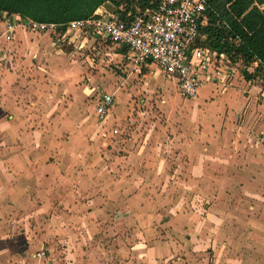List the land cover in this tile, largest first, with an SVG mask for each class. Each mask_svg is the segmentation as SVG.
I'll return each instance as SVG.
<instances>
[{
  "label": "rangeland",
  "instance_id": "obj_1",
  "mask_svg": "<svg viewBox=\"0 0 264 264\" xmlns=\"http://www.w3.org/2000/svg\"><path fill=\"white\" fill-rule=\"evenodd\" d=\"M26 34L17 60L8 69L0 65V99L4 89L11 88L9 93L5 92L7 98L17 97V102L31 112L43 109V120H49L48 113L57 108L71 107L75 111L70 113L72 126L59 131V144L46 151L57 154L59 147L64 160L69 157L62 163L63 169L71 180L76 178L67 194L55 195L53 200L49 197L51 205L40 211H25L26 219L13 225L12 234L8 231L4 236L3 239L14 241L6 246L24 257L29 254L28 245L36 255L43 251L44 264H80L75 256L86 251L88 258L98 264L100 235L105 230L109 239L113 232L108 225L113 226L115 216L128 217L135 212L137 224L132 228L140 233L137 235L149 231L154 240L164 237L171 245V257L174 252L180 255L179 252L188 251L191 257L205 258L208 264H240L238 258L231 262L223 256L227 251V226L220 217L225 216L216 217L212 203L216 199L213 192L219 185L216 189L225 191L220 205L226 210L228 187L245 182L242 172L248 164L247 156L251 160L263 159L264 165V102L260 96L248 97L250 93L233 81L241 80L238 72L242 63H226L230 76L225 84L215 86L204 97L212 87L205 83L208 88L200 86L197 96L191 98L179 93L173 81L154 65L143 66L137 72L115 54V49L101 46L80 32L71 31L59 40L55 35L48 38L29 28ZM39 46L47 49L41 53ZM54 70H58L56 77H52ZM5 76L8 79L3 80ZM40 77L43 81L38 84ZM44 85L52 89L48 91ZM53 85L72 86L73 90H62L60 95ZM12 89H19L21 96ZM104 91L113 93V107L107 117H98L95 101ZM232 92L236 94L230 100V113L223 96ZM218 98L226 100L224 107ZM119 106L124 107L121 115L114 112ZM196 143L201 148L199 160L191 149ZM129 158L133 162L140 159L139 183L151 187V191L134 198L140 206L133 211L126 209L133 195L121 191L130 180V168L136 169ZM212 175L222 177L216 181L217 177ZM67 201L74 206L67 207ZM103 207L107 209L101 210ZM238 207L243 214L241 204ZM104 219L108 221L105 223ZM146 221L149 223L145 224ZM113 228L126 233L128 227ZM194 231H199V237ZM5 243L4 240L1 249L6 247ZM240 244L243 250L257 252L253 243ZM252 259L264 264V258L248 260ZM35 262L27 259L20 264ZM177 264L185 263L180 259Z\"/></svg>",
  "mask_w": 264,
  "mask_h": 264
},
{
  "label": "crops",
  "instance_id": "obj_2",
  "mask_svg": "<svg viewBox=\"0 0 264 264\" xmlns=\"http://www.w3.org/2000/svg\"><path fill=\"white\" fill-rule=\"evenodd\" d=\"M26 35L25 26H16L11 41L4 42V53L0 55V65H2L4 69L10 68L13 61L17 60L16 56L18 50L24 48L22 43L27 39ZM44 36L48 38L52 37L49 33H44ZM51 45H55L54 41H51ZM46 47L47 46H45L44 49H47ZM44 49L42 46L38 47L41 53H43ZM229 61L232 62L230 59ZM255 65L256 63L248 69H253ZM54 72L55 73H52V77L57 76L58 70H54ZM238 74L239 76L241 75L240 72H238ZM6 78L8 79V76L3 77V80ZM240 78L241 80L239 81L233 80L236 82V85L243 87L245 91L247 90V92L250 93L248 97L251 95L252 97L260 96L264 102V81L258 78L254 80H245L242 75ZM22 80L24 79L21 78L19 81L21 82ZM42 81L43 77H40L38 84ZM66 82H68V80H66ZM173 83L176 87L174 81ZM223 84L225 83H211L210 85H212V87L210 92H207L204 97L211 94L215 86ZM54 86L55 85H53V90H57L59 94L62 90H65V92L73 90L72 86ZM44 87L47 88L48 91L52 89L51 86L48 87L44 85ZM108 88L110 89L111 87ZM202 88L208 87L203 84ZM8 90L11 91V88L4 89V96L0 99V245L2 247L4 240L6 241L4 246L13 244L14 241H11L12 239L3 238H5L4 236L7 235L8 231L9 234L13 233L15 230L12 229L13 225L15 226L17 223L23 222L26 219V217L23 216L25 215V211L36 209L40 211V209L46 205H51L53 202L49 200V197L52 196L50 199L53 200L55 195L67 194L71 190L70 188H72L76 178L73 176L71 180V178L68 177L69 173L67 170L63 169L62 163L66 162L69 157L64 160L62 156L63 153H61L62 155L59 153V147L57 154L52 155L46 151V149L52 148L54 144H59V131L65 128L68 129L72 126L70 113L73 114L75 111L70 110L71 107L66 109L57 108V111H50L48 113L51 116L49 120H43V109L31 112L25 105L20 104L19 101L17 102V97L14 96V100L7 98L8 96L5 95V92L9 93ZM12 91L14 90L12 89ZM14 92L21 96V91L19 92V89H16ZM53 94H56L55 97H57V92L54 91ZM109 94L113 97V93ZM235 94L236 93L232 92L223 96V98L227 100L230 113L232 112L230 105H233L230 100L233 98L232 95ZM196 96L197 94L194 97ZM218 99L222 100L220 103H222V107H224L226 100L221 98ZM112 107L113 105L110 106L105 117L111 113ZM123 108V106H119L114 112L117 115H121V113L124 112ZM212 139L215 141L213 136ZM194 145L195 147L191 149L195 150L193 155L196 160H199L201 148L199 145L197 146V143ZM43 146H45V148H43ZM63 149L66 150L65 145ZM73 158L74 157L70 159L73 161ZM131 158H134V154L131 155ZM131 158L128 160L131 163H135L134 166H136V169L134 167L130 168L132 171L130 177H128L130 180L126 182L121 191L133 195L130 196L128 200L129 203L126 206V209L133 211L140 206L137 205L138 199L136 203L134 198L141 192L146 193L151 191V187L148 183H139L138 178L140 177V167H142V164L140 166V159L138 161L136 159L135 162H133L134 159ZM253 160L249 159L247 156L248 164L243 167L242 172V176L245 178L244 184L238 187H235V185L228 187L226 195L229 201L227 199L226 210L220 205L225 191L220 188L216 189L219 186L216 185L215 191L213 192L214 197H216V202L214 201L212 203V208L215 211L214 215L216 217L225 216L222 218L220 217V219L225 220L227 226L225 242L227 251L223 253V256L231 262H234V259L238 258L240 259V264H263L260 260L248 259L251 257L254 259L264 258V191L262 190L264 189V183H262V179L264 181V165L262 164L263 159L261 158H253ZM142 163L144 162L142 161ZM212 168H214V166ZM123 169L120 168V170ZM219 172H221V169H219ZM213 177L214 179L217 177V181L218 177L222 176L214 175ZM226 178L228 181L229 177ZM241 194L243 195L242 198L240 197ZM67 196H69V194ZM230 196H232L233 201ZM65 204H67V207H69L70 204L74 206V203L69 201L65 202ZM240 204L242 206L241 210L244 211L243 214L238 212V206ZM106 209L107 207H103L101 210ZM134 215L137 214L132 212L128 217L115 216L112 222L114 227H128L126 233L119 232L110 224L108 227L111 228L113 233L112 235H108L109 239H106L105 230L103 231L104 234L100 235V244L96 251L99 257L98 264H109L108 260L111 261V264H177L180 259H182L185 264H208L205 258L200 259L199 257H191L188 251L179 252L180 255L174 252L172 257L175 259L171 260V245L165 241L164 237L163 239L154 240L149 231H144L141 235H137L140 233H136L132 228L134 224H137L136 219L133 217ZM141 220L143 221L144 218ZM107 221L108 220H105V223ZM148 223L149 222L146 221L145 224ZM190 223L191 221L187 224ZM99 225L101 224L99 223ZM102 226L104 225L102 224ZM198 232L199 231H194L195 235L199 237ZM140 238L142 241H140ZM218 238L220 239L221 237ZM26 242L28 241H25V243ZM241 242L253 243V247L257 252L254 250L249 252L241 249ZM26 248V252L29 251V254L24 257L19 254L18 251L13 253L7 246L4 249L0 247V264H20L27 259H29V262L36 260L34 264H44L45 255L43 251L41 253L38 252L37 256L32 253L30 245L26 246ZM83 252L75 256L77 260L81 261L80 264H96L93 260L88 258L89 254L86 251ZM89 253L95 254V252L91 253V251H89ZM246 256L250 258L244 259ZM51 264H54V262ZM68 264L75 263L73 261L68 262Z\"/></svg>",
  "mask_w": 264,
  "mask_h": 264
},
{
  "label": "built area",
  "instance_id": "obj_3",
  "mask_svg": "<svg viewBox=\"0 0 264 264\" xmlns=\"http://www.w3.org/2000/svg\"><path fill=\"white\" fill-rule=\"evenodd\" d=\"M207 23L205 0H148L144 6L127 8L106 1L86 18L66 23L38 22L18 13L0 10V55L11 41L16 26L36 33H49L59 40L71 31L89 36L101 46L115 49L133 70L154 65L173 80L185 97H194L205 83H225L229 58L201 44V28ZM113 97L100 93L95 113L103 117Z\"/></svg>",
  "mask_w": 264,
  "mask_h": 264
},
{
  "label": "trees",
  "instance_id": "obj_4",
  "mask_svg": "<svg viewBox=\"0 0 264 264\" xmlns=\"http://www.w3.org/2000/svg\"><path fill=\"white\" fill-rule=\"evenodd\" d=\"M144 6L148 0H0V10L38 22L66 23L86 18L101 4ZM207 23L201 44L240 61L245 80L264 81V0H205ZM256 65L250 71L248 68Z\"/></svg>",
  "mask_w": 264,
  "mask_h": 264
}]
</instances>
